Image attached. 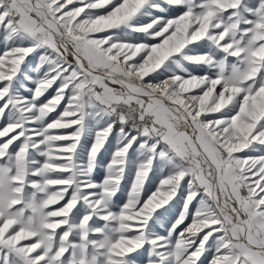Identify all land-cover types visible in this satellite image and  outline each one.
I'll return each instance as SVG.
<instances>
[{
	"label": "snow or ice",
	"instance_id": "1",
	"mask_svg": "<svg viewBox=\"0 0 264 264\" xmlns=\"http://www.w3.org/2000/svg\"><path fill=\"white\" fill-rule=\"evenodd\" d=\"M0 264H264V0H0Z\"/></svg>",
	"mask_w": 264,
	"mask_h": 264
}]
</instances>
